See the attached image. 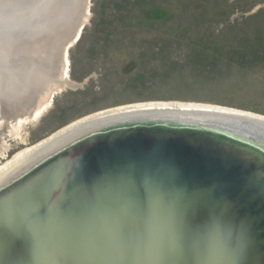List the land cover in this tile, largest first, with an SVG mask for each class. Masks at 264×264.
Instances as JSON below:
<instances>
[{
    "label": "water",
    "instance_id": "obj_1",
    "mask_svg": "<svg viewBox=\"0 0 264 264\" xmlns=\"http://www.w3.org/2000/svg\"><path fill=\"white\" fill-rule=\"evenodd\" d=\"M73 2L0 9V78L33 62L2 44L46 45ZM43 77L36 103L61 83ZM144 105L64 127L0 183V264H264V117Z\"/></svg>",
    "mask_w": 264,
    "mask_h": 264
},
{
    "label": "rangeland",
    "instance_id": "obj_2",
    "mask_svg": "<svg viewBox=\"0 0 264 264\" xmlns=\"http://www.w3.org/2000/svg\"><path fill=\"white\" fill-rule=\"evenodd\" d=\"M79 22L46 99L13 108L1 92L0 167L113 108L205 104L264 117V0H88Z\"/></svg>",
    "mask_w": 264,
    "mask_h": 264
},
{
    "label": "bare ground",
    "instance_id": "obj_3",
    "mask_svg": "<svg viewBox=\"0 0 264 264\" xmlns=\"http://www.w3.org/2000/svg\"><path fill=\"white\" fill-rule=\"evenodd\" d=\"M36 1L37 0H0V9L4 8L6 10L7 9L13 10L10 8H16V7L26 8L34 4ZM87 1L88 0H74V2L72 3V6H73L72 9L75 8L74 11L78 13L77 16L74 18L75 20H77V23L73 27L69 28L70 25L68 24L67 26V23L65 22L67 20L65 19L67 18V15H65L62 24H60V26L62 27L61 28L62 30L59 31L58 34L52 35L51 39L47 40L46 45H42L40 42H37V43L33 42L32 40H30V38L27 39L28 41L26 40V38L15 39L14 45L11 46L10 49H8L7 42H4L2 44L3 45V49H2L3 56L10 54V58H13L12 54H14L15 52V53H19V57L17 58L19 62H21V60H24V59L33 60L31 66H29L26 69L21 70V73H20L21 75L19 78L18 76H14V75L8 78L6 73H4L3 82L4 84H6L8 88L6 87L3 88L1 86L0 94L2 92L3 94L2 97H4V99L6 100L5 102L8 103L10 107L16 108L17 106H22L21 108L26 109L27 107H29L28 105H33V104L36 105L35 100L37 97L36 95L38 93L32 90L33 89L37 90L39 88L46 89L47 86H49L48 84L50 81H46L43 77V74L51 75L53 73L52 76L55 77L56 74L58 73L59 65L61 61L65 63L66 56H67V51H66L67 47L74 41L76 37H78L80 33L81 28L80 27L79 29L77 28L80 24L79 22L80 16L86 8ZM65 13H66V10H65ZM1 28L4 30H2ZM1 28L0 30L6 33L10 31L9 28H7L6 31H5L6 29L5 27L1 26ZM71 35H72L73 40L68 43H65L66 42L65 40L69 38ZM20 50L22 51L20 52ZM20 54L22 56H20ZM50 56L51 58H49ZM1 59L3 61L4 57ZM17 78H18V81H17ZM28 89H32V90L29 91ZM47 91L49 93V90ZM153 104L156 105L160 103L156 102ZM136 106H146V105L137 104ZM21 108L20 110H22ZM45 141H42L39 144L22 151L21 153L13 157L12 160L8 161L3 166H1L0 167V183H2L8 177L13 176L18 171L23 169L26 165H28V163H30L32 159L35 157V155H33V152L37 150L38 147L42 145V143Z\"/></svg>",
    "mask_w": 264,
    "mask_h": 264
}]
</instances>
